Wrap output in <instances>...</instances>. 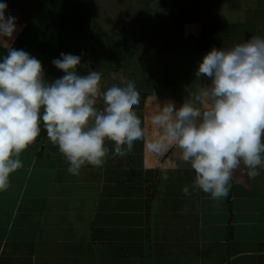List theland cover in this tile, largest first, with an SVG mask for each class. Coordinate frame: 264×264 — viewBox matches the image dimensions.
Returning <instances> with one entry per match:
<instances>
[{
	"label": "crops",
	"instance_id": "crops-1",
	"mask_svg": "<svg viewBox=\"0 0 264 264\" xmlns=\"http://www.w3.org/2000/svg\"><path fill=\"white\" fill-rule=\"evenodd\" d=\"M133 6L114 48L122 51L133 35L135 53H150L151 70L130 75L146 138L154 133L155 96L179 106L208 83L195 73L211 48L264 36V0ZM106 145L104 165H85L77 175L47 135L20 154L22 166L0 191V264H264V169L255 178L243 165L234 170L226 198L199 190L185 196L195 173L174 146L157 156L136 141L121 157Z\"/></svg>",
	"mask_w": 264,
	"mask_h": 264
},
{
	"label": "clouds",
	"instance_id": "clouds-1",
	"mask_svg": "<svg viewBox=\"0 0 264 264\" xmlns=\"http://www.w3.org/2000/svg\"><path fill=\"white\" fill-rule=\"evenodd\" d=\"M7 11L0 0V47L6 48L0 56V191L22 166L19 156L40 135L41 124L72 175L85 165L102 167L106 141L121 157L136 141L157 156L174 146L195 173L191 191L188 185L181 189L185 196L199 190L214 200L226 198L234 170L243 165L255 178L264 169V36L211 48L195 73L208 83L179 106L155 96L154 133L146 138L133 107L140 94L130 78L113 77L117 82L102 88L101 72L82 74L81 56L61 52L51 63L63 75L45 79L41 62L11 45L19 29Z\"/></svg>",
	"mask_w": 264,
	"mask_h": 264
},
{
	"label": "rangeland",
	"instance_id": "rangeland-1",
	"mask_svg": "<svg viewBox=\"0 0 264 264\" xmlns=\"http://www.w3.org/2000/svg\"><path fill=\"white\" fill-rule=\"evenodd\" d=\"M83 1L92 13V18L84 25V33L80 38L83 49L80 52L73 51L71 53L81 56V67L78 68V71L82 74H86L89 70L101 72L102 88H106L117 82V80L112 81L113 77L124 75L131 79L130 75H145L147 71L151 70V66H147L149 61L147 58L150 57V53L141 48L138 50L145 52V55L135 53L133 48L135 43L132 42L133 35L131 38L126 37L129 41L122 40V51L114 48V41L119 39L117 37L119 25L124 24L125 16L132 12L133 0ZM2 2H6L8 7L12 8L10 14L16 18L19 31L15 34V38L22 31L27 20L41 25V21L45 17L44 11L40 7V0H2ZM122 29L124 28L122 27ZM102 32H105L107 34L105 35L109 37L104 36ZM58 57H41L42 59H39L44 69L45 79L53 80L55 75L57 77L55 76L54 79L63 75V72L51 63L54 58ZM145 66L148 70L143 68Z\"/></svg>",
	"mask_w": 264,
	"mask_h": 264
},
{
	"label": "trees",
	"instance_id": "trees-1",
	"mask_svg": "<svg viewBox=\"0 0 264 264\" xmlns=\"http://www.w3.org/2000/svg\"><path fill=\"white\" fill-rule=\"evenodd\" d=\"M40 1V7L45 14L41 25L27 20L26 25L15 38L12 46L17 49H23L37 59L41 57H57L61 52H80L83 49L80 38L84 33V25L92 18V13L84 1ZM123 33L127 34V31L124 30ZM102 34L104 36L107 35L105 32H102ZM116 43L118 42L116 41ZM5 54L6 48L0 47V56ZM45 135L46 130L41 124L40 135L37 138H42Z\"/></svg>",
	"mask_w": 264,
	"mask_h": 264
}]
</instances>
